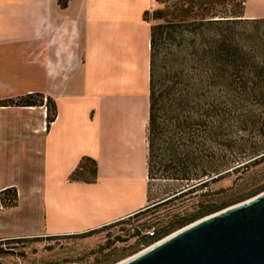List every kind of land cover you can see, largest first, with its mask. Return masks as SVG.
Masks as SVG:
<instances>
[{
  "label": "crops",
  "instance_id": "1",
  "mask_svg": "<svg viewBox=\"0 0 264 264\" xmlns=\"http://www.w3.org/2000/svg\"><path fill=\"white\" fill-rule=\"evenodd\" d=\"M154 0H0V239L77 234L126 218L148 198L150 22ZM244 16L264 17V0ZM56 115L47 125L46 99ZM42 100V101H41ZM83 157L96 172L71 178Z\"/></svg>",
  "mask_w": 264,
  "mask_h": 264
},
{
  "label": "trees",
  "instance_id": "2",
  "mask_svg": "<svg viewBox=\"0 0 264 264\" xmlns=\"http://www.w3.org/2000/svg\"><path fill=\"white\" fill-rule=\"evenodd\" d=\"M154 1L161 5L143 12L150 22L147 178L177 187L126 218L202 190L198 196L206 199L171 219L169 233L264 190V17H245V0ZM40 96L0 105H36ZM46 107L48 125L56 115L52 98ZM83 171L94 176L95 161L83 157L71 178ZM225 177L232 178L229 186L212 187ZM7 194L16 197L14 189L0 191ZM166 233L145 235V242Z\"/></svg>",
  "mask_w": 264,
  "mask_h": 264
},
{
  "label": "rangeland",
  "instance_id": "3",
  "mask_svg": "<svg viewBox=\"0 0 264 264\" xmlns=\"http://www.w3.org/2000/svg\"><path fill=\"white\" fill-rule=\"evenodd\" d=\"M160 5L157 3L155 7ZM231 179L225 177L212 187L225 188L231 184ZM176 187L174 182L150 179L148 198L153 202ZM201 191L197 190L166 204L149 205L152 207L131 219L124 218L91 232L0 240V264H114L154 242H145L146 230L154 229L157 233H166L171 219L193 211L197 199H206L198 196ZM237 193L233 191L228 198L235 197ZM133 231L136 234H132Z\"/></svg>",
  "mask_w": 264,
  "mask_h": 264
},
{
  "label": "water",
  "instance_id": "4",
  "mask_svg": "<svg viewBox=\"0 0 264 264\" xmlns=\"http://www.w3.org/2000/svg\"><path fill=\"white\" fill-rule=\"evenodd\" d=\"M114 264H264V190Z\"/></svg>",
  "mask_w": 264,
  "mask_h": 264
},
{
  "label": "built area",
  "instance_id": "5",
  "mask_svg": "<svg viewBox=\"0 0 264 264\" xmlns=\"http://www.w3.org/2000/svg\"><path fill=\"white\" fill-rule=\"evenodd\" d=\"M15 200H16V197L13 194H7L4 196H0V209L13 205L15 203ZM145 234L150 237H155L157 235V232L154 229H150V230H146ZM162 237H160L159 239H161Z\"/></svg>",
  "mask_w": 264,
  "mask_h": 264
}]
</instances>
